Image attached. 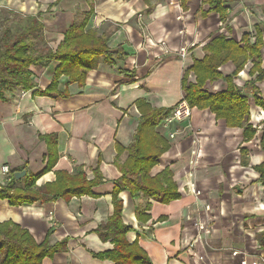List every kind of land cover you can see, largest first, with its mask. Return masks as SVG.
<instances>
[{"label":"crops","instance_id":"1","mask_svg":"<svg viewBox=\"0 0 264 264\" xmlns=\"http://www.w3.org/2000/svg\"><path fill=\"white\" fill-rule=\"evenodd\" d=\"M187 7L183 10L180 0H0L1 15L39 16L54 51L85 20V32L96 31L108 37L112 52L121 50L110 62L95 58L83 85L63 75L56 90L42 95L59 66L54 61L31 68L34 89L0 98V168L37 175L53 151L56 164L37 187L54 182L56 172L73 175L78 166L88 180L96 169L103 177L94 195L69 202L15 207L0 201V223L22 227L39 244L66 241L65 250L42 264H115L98 257L113 245L97 230L114 214L113 191L128 158L120 150L134 141L142 116L137 102L173 109L186 96L187 70L205 58L208 44L219 35L241 42L245 34L254 43L256 26L264 22V0H230L228 13L235 23L228 26L218 13L203 15L207 7L202 0H190ZM182 49L187 50L184 57ZM253 66L249 59L235 74L229 61L219 69L222 77L204 86L210 94L224 92L230 78L247 98L244 127H230L209 108H192L187 121L167 123L164 118L157 125L169 149L150 175L170 169L178 200L165 204L127 190L119 194L123 223L131 228L126 238L130 244L137 241L152 264H264V177L258 169L264 167V108L255 101V96L264 100V82L250 73ZM196 79L191 72L187 85ZM248 126L255 130L250 139L244 136ZM138 210L149 219H140Z\"/></svg>","mask_w":264,"mask_h":264},{"label":"trees","instance_id":"2","mask_svg":"<svg viewBox=\"0 0 264 264\" xmlns=\"http://www.w3.org/2000/svg\"><path fill=\"white\" fill-rule=\"evenodd\" d=\"M190 0H180L183 10H187ZM230 0H202V14L215 12L220 15V22L228 26V3ZM263 15H264V7ZM6 23H13V27L4 26L0 32V98L9 93L18 91L28 92L35 88L32 79V67H45L57 61L59 66L55 70L51 86L42 93L56 90L58 80L63 76L70 77L71 81L83 85L88 73L93 69L95 58L105 56L106 61L118 52H112L107 47L108 37L103 38L96 31H86L87 20L81 26H73L65 35V39L56 51L52 50L44 37L45 26L39 16L22 17L21 14L9 12L5 16ZM256 40L252 43L249 35L245 34L241 42L219 35L205 47L208 52L201 61H195L184 76L185 100L190 108H209L218 119H224L230 127H244L249 114V105L246 96L239 93L231 84L224 92L210 94L204 90L208 80L215 81L222 77L219 71L225 63L232 61L235 74L242 70L247 61L252 59L254 66L250 73L256 75L257 82H264V22L256 26ZM123 57V54L120 55ZM197 77L195 84L187 85L190 73ZM256 104L264 108V100L255 96ZM142 113L138 131L134 141L127 148H121L120 154L127 151L128 158L120 166L122 177L119 186L113 191L114 214L105 226L98 228L97 233L104 242L110 241L113 249L98 255L109 259L115 264H152L138 242L130 244L126 235L131 231L122 220L123 204L119 200L122 190H127L132 196L143 195L157 199L161 203H170L178 200L181 195L173 179L170 169L152 177V168L158 163L160 156L169 149V144L157 132V125L166 118L170 110L154 109L143 101L137 102ZM255 130L248 126L244 136L252 138ZM55 143V142H54ZM57 155L50 152V159L44 170L37 174H27L20 180L15 179L18 169L10 170L8 181L0 183V201L8 200L11 206L19 207L24 204L37 202L48 203L58 199L69 202L74 197L94 195L93 189L104 181L96 169L95 177L88 180L83 167L75 168L73 175L66 172H56V179L43 187H37V181L54 168ZM264 177V167H258ZM21 172V171H20ZM138 217L147 221L148 215L144 211H137ZM66 249V241L50 246L47 241L39 244L33 236L22 227L12 223H0V264H42L45 258H51L56 253Z\"/></svg>","mask_w":264,"mask_h":264},{"label":"built area","instance_id":"3","mask_svg":"<svg viewBox=\"0 0 264 264\" xmlns=\"http://www.w3.org/2000/svg\"><path fill=\"white\" fill-rule=\"evenodd\" d=\"M186 49L180 51L182 57L186 54ZM192 109L190 108L188 102L183 98L180 100L172 109L170 114L164 119L167 123L172 122H183L190 119ZM10 168L8 166H2L0 168V174L2 175L1 184L4 185L9 179ZM199 229H205L204 226H200ZM244 264V263H243Z\"/></svg>","mask_w":264,"mask_h":264},{"label":"rangeland","instance_id":"4","mask_svg":"<svg viewBox=\"0 0 264 264\" xmlns=\"http://www.w3.org/2000/svg\"><path fill=\"white\" fill-rule=\"evenodd\" d=\"M5 15H1L0 14V32L2 31V29L4 28V26H11V27H13V23H6L5 22ZM231 23H235V17H234V19H232L231 20Z\"/></svg>","mask_w":264,"mask_h":264},{"label":"water","instance_id":"5","mask_svg":"<svg viewBox=\"0 0 264 264\" xmlns=\"http://www.w3.org/2000/svg\"><path fill=\"white\" fill-rule=\"evenodd\" d=\"M26 175H27L26 171L17 172V173H15V179L20 180V179L24 178Z\"/></svg>","mask_w":264,"mask_h":264}]
</instances>
